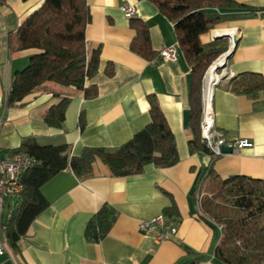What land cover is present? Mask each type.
Wrapping results in <instances>:
<instances>
[{"label": "crops", "instance_id": "crops-1", "mask_svg": "<svg viewBox=\"0 0 264 264\" xmlns=\"http://www.w3.org/2000/svg\"><path fill=\"white\" fill-rule=\"evenodd\" d=\"M250 9L222 11L239 43L225 66L226 74L213 96L214 124L228 140L249 138L253 146L217 158L190 149L187 118L190 66L180 48L176 60L153 62L134 52L135 30L121 5H136V17L149 28L154 52L177 42L173 24L150 0H87L91 21L86 27L89 51L100 48L97 74L87 80L97 96L47 81L21 103L7 107L5 97L13 74L28 63L31 50L16 48V32L43 0L0 2V151L11 157L27 138L41 145L68 144L71 155L85 147L114 148L130 140L150 120L149 95H154L172 130L178 162L169 167L149 164L142 173L114 176L101 161L93 174L79 178L64 169L41 188L49 205L31 223L15 251L7 242L0 264H179L184 246L214 259L220 228L200 218L198 171L211 168L221 177L246 175L264 179V91L257 97L236 94L230 81L244 72L264 74V0H234ZM213 29L203 41L220 34ZM113 69L112 75L107 69ZM70 97L62 127L43 121L48 109ZM80 118L84 127L80 126ZM104 204L115 212L108 234L99 242L85 238L88 220ZM174 205L170 217L179 222L177 235L158 241L141 223ZM264 264V261L262 262Z\"/></svg>", "mask_w": 264, "mask_h": 264}, {"label": "trees", "instance_id": "trees-1", "mask_svg": "<svg viewBox=\"0 0 264 264\" xmlns=\"http://www.w3.org/2000/svg\"><path fill=\"white\" fill-rule=\"evenodd\" d=\"M6 0H0L4 2ZM173 24L179 48L190 66L189 105L187 123L192 138L191 151L212 155L201 135L203 115L202 88L207 68L229 48L226 39L203 41V36L224 22L220 12L250 9L234 0H150ZM91 21L87 0H43L20 24L16 32V48L31 50L26 66L16 71L5 97V105L12 107L47 81L83 91L86 98L97 96L95 85L87 80L99 69L100 48L89 51L86 27ZM135 37L130 47L150 60L158 57L150 44L149 28L141 19H130ZM114 70L107 69L112 75ZM231 91L257 97L264 91V74L244 72L230 81ZM149 122L122 145L85 147L80 155H71L68 144L41 145L33 138L25 139L14 151L33 156L37 164L23 176V191L19 199L9 203L2 216L4 234L11 248L18 249V241L26 235L34 219L48 207L41 188L55 175L70 168L77 177L93 174L96 161L104 163L114 176L142 173L145 167H169L179 160L176 141L165 115L154 95H149ZM70 97L63 96L51 106L43 121L62 127ZM80 126L84 127L80 118ZM197 193L204 182L203 196H198L200 218L220 228L221 238L215 247L214 259L221 264H262L264 261V179L246 175L221 177L210 167L201 168L196 178ZM174 205L166 209L172 215ZM115 212L102 205L88 220L85 238L99 242L111 229ZM185 256L179 264H200L206 255L184 246Z\"/></svg>", "mask_w": 264, "mask_h": 264}, {"label": "built area", "instance_id": "built-area-1", "mask_svg": "<svg viewBox=\"0 0 264 264\" xmlns=\"http://www.w3.org/2000/svg\"><path fill=\"white\" fill-rule=\"evenodd\" d=\"M121 8L127 19L130 20L131 18L136 17L137 9L134 3L124 2L121 5ZM178 49V41L172 45L164 46L159 51L158 57L154 59L153 62H159L161 60H176L178 58ZM217 61L213 64H216ZM221 63L222 62L219 64ZM214 71L216 78L212 82V90L209 89L208 70L205 75V81L202 88L203 115L201 122V135L212 152L211 158H217L224 154H230L222 151L221 148L223 146L231 148V153L253 146V141L249 138L228 140L222 132L216 130L214 124L213 96L215 87L226 74V70L225 67H223L217 69L214 68ZM36 164V158L26 153L18 152L11 157L6 158L1 155L0 151V255L4 253L5 246L8 242L2 225L3 213L9 203H13L20 198L24 188L23 176ZM178 223L179 222L176 218L161 213L143 221L140 226L144 232L153 234L158 241H163L172 239L177 235L179 227Z\"/></svg>", "mask_w": 264, "mask_h": 264}, {"label": "water", "instance_id": "water-1", "mask_svg": "<svg viewBox=\"0 0 264 264\" xmlns=\"http://www.w3.org/2000/svg\"><path fill=\"white\" fill-rule=\"evenodd\" d=\"M211 38H212V40H217V39H229L230 40L229 48L224 53V56H223V59H222V63L215 66V69L223 68V67L226 66L228 59L231 57L234 49L238 45L239 39L236 37V35L231 37L229 34H216V35L212 36ZM221 149H222V151L224 153H231L232 152L231 148H228V147H225V146H223Z\"/></svg>", "mask_w": 264, "mask_h": 264}, {"label": "rangeland", "instance_id": "rangeland-1", "mask_svg": "<svg viewBox=\"0 0 264 264\" xmlns=\"http://www.w3.org/2000/svg\"><path fill=\"white\" fill-rule=\"evenodd\" d=\"M221 16L223 17V19H224V22L223 23H221V24H219V25H217L215 28H213V29H224V28H229V23L227 22V19H225L226 17V15H224V14H221ZM213 29H211L207 34L208 35H210V33H211V31L213 30ZM212 37V36H211ZM210 37V41L212 40V38ZM227 41H228V45H230V40L229 39H226ZM223 56H224V54L222 53L221 55H219L211 64H210V66L215 62V61H217V60H220V59H223ZM209 66V67H210ZM209 67L207 68V70L209 69ZM207 70H206V72H205V75H206V73H207ZM205 75H204V79H203V84H204V81H205ZM206 188H205V184H204V182L203 183H201V185H200V187H199V189H198V196H203L204 195V193L206 192V190H205Z\"/></svg>", "mask_w": 264, "mask_h": 264}, {"label": "bare ground", "instance_id": "bare-ground-1", "mask_svg": "<svg viewBox=\"0 0 264 264\" xmlns=\"http://www.w3.org/2000/svg\"><path fill=\"white\" fill-rule=\"evenodd\" d=\"M236 33L235 30L233 29H227V28H224V29H221L220 30V34H229L231 37L234 36ZM222 62V59L218 60L216 62V64H213L209 69H208V84H209V89L212 90V82L215 80V71H214V68L216 65H219V63Z\"/></svg>", "mask_w": 264, "mask_h": 264}]
</instances>
